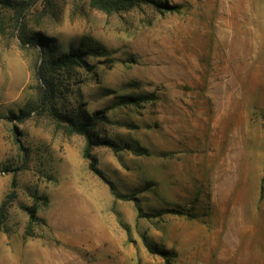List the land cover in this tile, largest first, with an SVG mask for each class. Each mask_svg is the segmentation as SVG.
Instances as JSON below:
<instances>
[{
	"label": "rangeland",
	"instance_id": "rangeland-1",
	"mask_svg": "<svg viewBox=\"0 0 264 264\" xmlns=\"http://www.w3.org/2000/svg\"><path fill=\"white\" fill-rule=\"evenodd\" d=\"M0 6V264H264V0H155L107 14L89 0ZM94 50L56 76L57 105L90 115L97 146L34 111L49 48ZM104 53V54H103ZM112 59V61H109ZM129 96H151L140 106ZM32 111L23 122L10 112ZM135 151H141L138 154ZM39 197V198H38ZM44 220L25 234L27 209ZM176 211V212H173ZM151 249V250H150Z\"/></svg>",
	"mask_w": 264,
	"mask_h": 264
},
{
	"label": "trees",
	"instance_id": "trees-1",
	"mask_svg": "<svg viewBox=\"0 0 264 264\" xmlns=\"http://www.w3.org/2000/svg\"><path fill=\"white\" fill-rule=\"evenodd\" d=\"M30 3V1L14 3L10 0H0V6L14 9V11L18 13L20 17L24 15V12L30 6ZM89 4L91 7L102 10L107 14L128 11L143 4H152L159 11L168 12H174L180 8V6L176 4H167L157 2L155 0H89ZM28 42L36 47L40 46L42 48H49L47 50L49 55H42L35 66V75L38 80L37 99L34 108L35 113L50 119L57 129L61 130L67 135L76 134L82 136L84 139V149L82 156L88 161L89 169L97 172V159L93 152L97 146H107L114 153H117L122 149V147L117 145L115 142L101 138L95 132L97 125L100 122L106 120V111L108 109L95 110L90 115H80L61 110L57 105V92L59 85L56 76L60 73V71L68 67H71L75 64L84 63L87 56L101 55L103 51L101 52L99 48L89 50L79 45L69 49L68 51L54 54V45L50 46V42L45 36L29 37ZM109 61H112V59H109ZM150 99H152L151 96H129L125 99H122L119 104L140 106L142 102ZM31 115L32 111L20 109L17 113L10 112L8 118L9 120H14L16 122H23L31 117ZM135 152L138 154L142 153L141 151ZM0 170L4 172H17L21 170V167H12L10 164H3L0 167ZM16 196V181L15 178H13L10 184V191L0 203V231L3 229L4 223L8 216V209L12 205ZM27 213L29 217L25 228V234L34 236V224L38 223V221L44 222V220L36 215L35 205L29 207L27 209ZM151 252L161 255L165 260V264H170L168 251L152 250Z\"/></svg>",
	"mask_w": 264,
	"mask_h": 264
}]
</instances>
